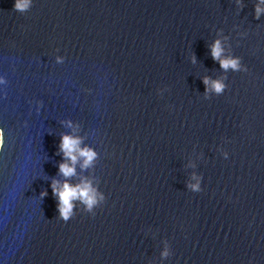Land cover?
<instances>
[{"label":"water","instance_id":"1","mask_svg":"<svg viewBox=\"0 0 264 264\" xmlns=\"http://www.w3.org/2000/svg\"><path fill=\"white\" fill-rule=\"evenodd\" d=\"M254 3L33 0L19 13L0 0V264H264V14L253 18ZM213 39L247 71L222 70ZM203 76L227 87L204 99ZM61 121L97 153L69 181L84 176L105 195L66 222L48 188L71 131ZM193 173L198 193L185 186Z\"/></svg>","mask_w":264,"mask_h":264},{"label":"clouds","instance_id":"2","mask_svg":"<svg viewBox=\"0 0 264 264\" xmlns=\"http://www.w3.org/2000/svg\"><path fill=\"white\" fill-rule=\"evenodd\" d=\"M33 0H12V10L19 13L26 12L32 6ZM234 3L239 8L241 0H234ZM264 14V0H255L253 4V18L260 19ZM238 27V26H234ZM238 36L243 37L245 32H238ZM209 54L211 58L219 64V67L227 71L231 69L233 72H246L247 68L241 63L239 56L225 54L224 46L220 39H213L208 45ZM57 63L61 59L57 57ZM191 62H195V57H191ZM201 82L204 85L203 97L208 99L210 95H220L227 85L224 78L210 79L208 76L201 77ZM6 83L5 78L0 75V85ZM166 89V88H165ZM160 89H157L159 95ZM37 111L39 110L40 102L37 101ZM66 127L71 129L69 133H61L56 146V152L60 156V160L56 162L57 174L61 179L55 177L50 178L48 188L51 190V195L56 201V218L61 221H68L73 217V208L79 203L82 206V212L93 214V210L104 203L105 195L100 192L92 181L84 176H79L78 182L71 183L69 178L77 176V166L81 171L92 166L97 157L96 151L83 144L82 137L76 134V128L70 121H61ZM4 142V132L0 129V146ZM217 151L220 153L221 158L227 159L228 152L222 147L217 146ZM190 179L194 183H186V189L193 193L200 192L202 177L191 174ZM49 193L47 190L42 189L38 198L41 200ZM160 243L163 245L159 252L161 260H165L171 256V250L167 239L162 238ZM151 264V262H148Z\"/></svg>","mask_w":264,"mask_h":264}]
</instances>
